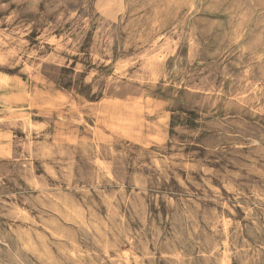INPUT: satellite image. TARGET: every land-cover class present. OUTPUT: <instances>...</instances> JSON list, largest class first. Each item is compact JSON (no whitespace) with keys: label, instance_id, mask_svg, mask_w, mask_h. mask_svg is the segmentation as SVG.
<instances>
[{"label":"clouds","instance_id":"1","mask_svg":"<svg viewBox=\"0 0 264 264\" xmlns=\"http://www.w3.org/2000/svg\"><path fill=\"white\" fill-rule=\"evenodd\" d=\"M9 11L0 187L23 181L10 199L23 197L40 224L29 225L35 244L9 225L0 264H108L128 244L139 264H264V74L243 97L215 95L198 17L243 14L264 33V0H0V14ZM58 29L53 58L45 44ZM34 32L37 43L24 39ZM195 157L225 169L227 199L215 172L187 163ZM178 168L204 171L198 191L177 187ZM15 208L0 199L13 222ZM36 227L50 232L46 243Z\"/></svg>","mask_w":264,"mask_h":264},{"label":"rangeland","instance_id":"2","mask_svg":"<svg viewBox=\"0 0 264 264\" xmlns=\"http://www.w3.org/2000/svg\"><path fill=\"white\" fill-rule=\"evenodd\" d=\"M107 3L109 0H103ZM25 5L12 4L11 9L23 8ZM111 11V9H109ZM11 11L7 14H0V18H5L6 15H10ZM99 15V13H97ZM198 17L204 20L206 23L201 25V27H207L209 29L208 34L205 36V47L207 48L206 59L208 63L213 64V68L217 73L215 75L216 83L210 85V87L216 88L215 95H219L221 92H231L233 96L243 97L249 88H257L258 84L256 81L264 74V33L257 30L256 26L250 21H246L243 14L232 17L227 11H217L214 13H199ZM24 17L22 16L21 19ZM0 27H8L7 23L0 25ZM66 28L70 25H65ZM62 32L58 29L53 32L52 37L46 42L45 48L48 49V54L55 57L53 49L57 47L56 41L62 36ZM39 33H31L24 37V39H30L32 43H37L35 37ZM94 36V30L89 33V38ZM155 47V45H154ZM163 47V44H161ZM187 49H185V52ZM62 55H67L62 53ZM141 57L145 56V53H139ZM149 59H155V56L149 57ZM112 71H119L118 68H113ZM225 75L227 78H225ZM247 77V79H241V77ZM255 77V78H254ZM235 81V83H233ZM9 85V81L0 78V88H6ZM204 94H211L209 88H205ZM217 107H222L218 102ZM259 114L257 113V117ZM4 146L3 138L0 137V149ZM207 151V149H204ZM172 153L169 152L168 155ZM187 155V153H185ZM145 163L155 164L158 161H153L151 159H146ZM187 163H191L193 168L197 164L203 163V166L211 169L216 175H211L209 177L210 182L214 188H219L221 194L227 199L229 193L223 185L224 180V168L219 167L216 160L209 162H202L199 157L190 159ZM43 172V168L40 170ZM176 176L173 177V182L176 183L177 187L180 186V181L185 183H190V187L193 191H198L195 185L197 183L203 184L205 177L204 171H191L187 168L175 169ZM40 173H37L39 177ZM178 177V179H177ZM37 185H39V179L36 180ZM23 184V181L14 183L5 179L4 185L0 187V199H2L7 204H16L14 210V215L17 217L13 222V218L7 215H0V236L8 230V226L12 225L13 228H18L20 231L21 239H32L33 244H35V239H33L29 225L33 219H36L38 213L36 209L29 210V205L23 202L24 198L19 197L16 200L10 199L13 194H19L21 188L18 186ZM39 189H37L38 191ZM211 193V189H209ZM213 208H215V202H209ZM122 210V209H121ZM222 210V209H217ZM66 211L69 214H78V208L72 206H66ZM109 209L105 207V215H107ZM55 215V213H53ZM231 213L228 214L226 220L230 218ZM47 219V217H45ZM40 224V220L36 219V225ZM36 235L42 243H46L45 237L50 235V232L46 231L44 227L35 228ZM0 247H3L0 245ZM131 244L120 247L119 252L110 251L108 253L109 259L108 264H139V254L131 250ZM58 249H48L49 257L55 256ZM22 256L21 259H25Z\"/></svg>","mask_w":264,"mask_h":264}]
</instances>
